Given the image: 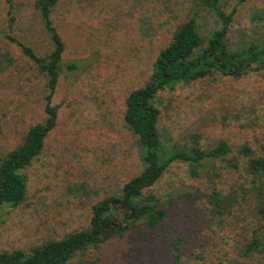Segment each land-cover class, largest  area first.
Here are the masks:
<instances>
[{
	"label": "rangeland",
	"instance_id": "374dc122",
	"mask_svg": "<svg viewBox=\"0 0 264 264\" xmlns=\"http://www.w3.org/2000/svg\"><path fill=\"white\" fill-rule=\"evenodd\" d=\"M33 2L0 0V156L45 118V74L17 44L40 56L51 49ZM218 8L225 14L235 9L226 33L232 46L264 43V0H218ZM188 17L202 34L220 25L195 0L57 1L50 23L64 48L50 96L56 122L41 152L22 170L23 201L0 206V251L26 250L87 226L91 206L117 194L141 171L140 147L123 122L124 99L146 81L158 50ZM158 95L167 142L179 147L195 133L202 149L222 139L232 153L246 143L264 155V67L239 77L214 73ZM196 172L191 175L185 162L170 163L142 191L157 197L165 212L157 227H135L87 250L85 264H244L236 247L249 237L254 219L251 208L242 207L239 173L218 160ZM214 187L236 194L239 204L223 219L207 211ZM176 237L181 238L177 257ZM246 264H264V259Z\"/></svg>",
	"mask_w": 264,
	"mask_h": 264
},
{
	"label": "trees",
	"instance_id": "16d2710c",
	"mask_svg": "<svg viewBox=\"0 0 264 264\" xmlns=\"http://www.w3.org/2000/svg\"><path fill=\"white\" fill-rule=\"evenodd\" d=\"M57 1L33 2L49 33L50 51L42 56L36 55L28 46L17 42L22 52L45 74L49 92L45 95L44 120L29 126L22 142L0 156V206L15 207L23 201L26 176L22 170L41 152L44 139L56 122L57 106L50 104V96L58 78L64 48L50 23V13ZM195 1L216 15L220 20L219 27L202 34L193 17L179 22L169 41L158 50L146 81L131 89L124 99L123 122L140 147L141 171L125 181L117 194L105 196L91 206L87 226L65 233L60 238L31 245L26 250H2L0 264H85L87 250L97 249L107 240L135 227L138 230L157 227L165 212L158 207L157 197L143 195L142 191L155 184L170 163L185 162L190 174L196 175L197 167L202 168L207 161L213 160L221 161L224 167L239 173L238 188L244 201L242 207H250L254 219L249 237L236 247L237 255L244 264L249 259H264V155L246 143L238 145L232 153V147L222 139L202 149L200 138L195 133L189 134L188 144L178 147L167 142L168 137L161 133V128L165 127L160 123L159 92L170 90L177 84H190L214 73L239 77L264 67V43L249 41L232 46L228 41L226 33L234 8L225 14L218 8V0ZM243 1L236 0V3ZM66 66L72 67L71 64ZM222 191L214 187L208 194L207 211L217 219L232 214L239 205L234 197L236 194ZM180 239L176 237L173 243L176 257L180 255L177 246Z\"/></svg>",
	"mask_w": 264,
	"mask_h": 264
}]
</instances>
